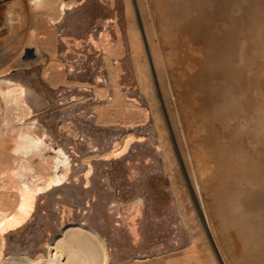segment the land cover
Listing matches in <instances>:
<instances>
[{
	"label": "bare ground",
	"instance_id": "1",
	"mask_svg": "<svg viewBox=\"0 0 264 264\" xmlns=\"http://www.w3.org/2000/svg\"><path fill=\"white\" fill-rule=\"evenodd\" d=\"M1 14L0 264H264V0Z\"/></svg>",
	"mask_w": 264,
	"mask_h": 264
},
{
	"label": "rangeland",
	"instance_id": "2",
	"mask_svg": "<svg viewBox=\"0 0 264 264\" xmlns=\"http://www.w3.org/2000/svg\"><path fill=\"white\" fill-rule=\"evenodd\" d=\"M10 0H0V23L3 21L1 10L6 6V2ZM4 3V4H3ZM4 5V6H3ZM2 81V80H1Z\"/></svg>",
	"mask_w": 264,
	"mask_h": 264
},
{
	"label": "water",
	"instance_id": "3",
	"mask_svg": "<svg viewBox=\"0 0 264 264\" xmlns=\"http://www.w3.org/2000/svg\"><path fill=\"white\" fill-rule=\"evenodd\" d=\"M2 85H3V83H2V82H0V88L2 87Z\"/></svg>",
	"mask_w": 264,
	"mask_h": 264
}]
</instances>
